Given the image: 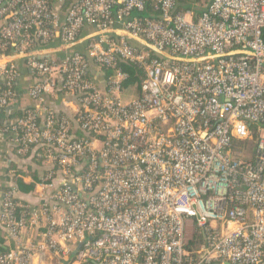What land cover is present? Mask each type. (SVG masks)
<instances>
[{
  "label": "built area",
  "instance_id": "obj_1",
  "mask_svg": "<svg viewBox=\"0 0 264 264\" xmlns=\"http://www.w3.org/2000/svg\"><path fill=\"white\" fill-rule=\"evenodd\" d=\"M180 1L0 0V264H264V0Z\"/></svg>",
  "mask_w": 264,
  "mask_h": 264
},
{
  "label": "crops",
  "instance_id": "obj_2",
  "mask_svg": "<svg viewBox=\"0 0 264 264\" xmlns=\"http://www.w3.org/2000/svg\"><path fill=\"white\" fill-rule=\"evenodd\" d=\"M19 74L20 77L17 82L18 91L21 93V101L19 105H27L31 103L30 99L26 97L25 91L30 85L35 81L34 74L26 66L24 61H18ZM15 102L12 103V106H15ZM54 108H60V103L56 100L52 105ZM0 177L4 181H10L11 183H16L18 187L17 197L24 204L33 205L37 203V199L33 194L34 182L37 179V176L41 173L34 163L22 165L21 159L16 157L7 146L6 143L0 145ZM20 161V162H19ZM24 166V167H23ZM9 171H16L17 177H12L9 174ZM1 241V240H0ZM27 242V241H26ZM36 264V260L34 261Z\"/></svg>",
  "mask_w": 264,
  "mask_h": 264
},
{
  "label": "trees",
  "instance_id": "obj_3",
  "mask_svg": "<svg viewBox=\"0 0 264 264\" xmlns=\"http://www.w3.org/2000/svg\"><path fill=\"white\" fill-rule=\"evenodd\" d=\"M196 2L195 0H181L180 3H194ZM200 3V2H199ZM186 6V5H185ZM7 54V53H6ZM127 69V68H126ZM16 89H18V87L16 86L15 87ZM0 89H3V86H0ZM21 98H19L17 101H15V106H12V103L10 104L9 108L7 109L9 112V115L7 116L8 118V121L9 120H12L14 118H17L19 116H21V113L22 111L25 109V108H28L30 107L31 105H33V102L31 101V103L27 104V105H19L20 103V100ZM5 115L6 114V111L5 112H1L0 113V116L1 115Z\"/></svg>",
  "mask_w": 264,
  "mask_h": 264
},
{
  "label": "rangeland",
  "instance_id": "obj_4",
  "mask_svg": "<svg viewBox=\"0 0 264 264\" xmlns=\"http://www.w3.org/2000/svg\"><path fill=\"white\" fill-rule=\"evenodd\" d=\"M254 145H255L254 142H250V144L248 145V150L244 151V156L246 155L245 152H247V154L250 153V146L253 147ZM40 256L44 260L45 264H57L55 260H49L48 255H46V254H41Z\"/></svg>",
  "mask_w": 264,
  "mask_h": 264
},
{
  "label": "water",
  "instance_id": "obj_5",
  "mask_svg": "<svg viewBox=\"0 0 264 264\" xmlns=\"http://www.w3.org/2000/svg\"><path fill=\"white\" fill-rule=\"evenodd\" d=\"M101 77H102V75L99 76V78H101ZM5 122H6V121H5Z\"/></svg>",
  "mask_w": 264,
  "mask_h": 264
}]
</instances>
